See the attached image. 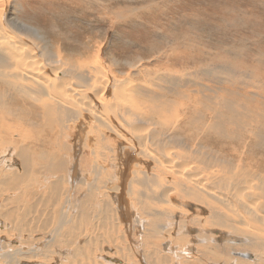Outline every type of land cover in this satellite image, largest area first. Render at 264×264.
Listing matches in <instances>:
<instances>
[{"label":"bare ground","instance_id":"obj_1","mask_svg":"<svg viewBox=\"0 0 264 264\" xmlns=\"http://www.w3.org/2000/svg\"><path fill=\"white\" fill-rule=\"evenodd\" d=\"M4 3L0 264H165L175 252L179 264H264V128L255 129L252 116L241 127L217 99L186 97L175 113L138 100L144 93L158 99L161 88L188 87L184 78L135 82L98 61L73 63L60 54L53 62L35 26L2 17ZM84 130L80 147L72 139ZM225 140L244 145L211 148ZM67 186L74 207L63 209L48 195ZM4 193L17 204L30 197L36 207L57 210L29 218L19 208L12 212ZM133 199L145 217L130 225ZM23 237L34 242L24 245ZM139 238L153 239L154 249L132 255L130 243ZM215 245L226 250L210 259L203 247Z\"/></svg>","mask_w":264,"mask_h":264},{"label":"rangeland","instance_id":"obj_2","mask_svg":"<svg viewBox=\"0 0 264 264\" xmlns=\"http://www.w3.org/2000/svg\"><path fill=\"white\" fill-rule=\"evenodd\" d=\"M4 1L2 17L6 14L10 25L13 22L35 26L45 40L39 41L40 46L53 62L60 54L73 63L98 61L116 71L117 77L130 76L135 82H148L154 76L158 78L156 83H182L184 78L183 82L189 86L191 83L200 86L190 89L179 88L178 84L161 88L156 100L147 93L138 95V100L155 106L160 113H175L177 101L208 97L209 103L217 99L228 107L241 127L247 128L246 119L252 116L255 129L264 128V0H0ZM123 7L131 8V12ZM88 131L81 135L74 133L72 141L81 147L82 137ZM243 145L239 141H213L211 148ZM19 166L20 163L16 165ZM71 188L67 186L48 197L56 198L63 209L73 208ZM4 198L11 204L12 212L19 208L29 218L32 214H51L57 210L55 205L36 207L30 197L21 198L18 204L8 193H4ZM132 206L129 215L124 209L130 225L145 217L134 199ZM23 238L27 240L24 245L34 242ZM141 239L144 238H139L138 244L130 243L136 246L132 255L154 249L153 239L146 238L144 241L148 242L140 244ZM160 248H164L163 243ZM203 248L210 251L207 255L210 259L226 250L218 245ZM110 255L121 262L128 259L118 252L111 251ZM168 256L174 259L165 264L182 262L176 252L175 256Z\"/></svg>","mask_w":264,"mask_h":264}]
</instances>
